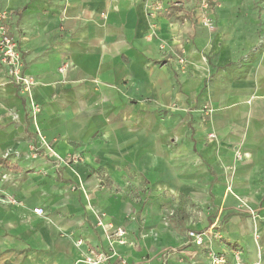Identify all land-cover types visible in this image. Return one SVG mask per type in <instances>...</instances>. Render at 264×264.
<instances>
[{
  "label": "crops",
  "instance_id": "0c3cea01",
  "mask_svg": "<svg viewBox=\"0 0 264 264\" xmlns=\"http://www.w3.org/2000/svg\"><path fill=\"white\" fill-rule=\"evenodd\" d=\"M221 3L0 0V264H264V0Z\"/></svg>",
  "mask_w": 264,
  "mask_h": 264
},
{
  "label": "built area",
  "instance_id": "2783aa9c",
  "mask_svg": "<svg viewBox=\"0 0 264 264\" xmlns=\"http://www.w3.org/2000/svg\"><path fill=\"white\" fill-rule=\"evenodd\" d=\"M220 3L221 0H198L197 17L201 25L207 27L210 30L214 29L215 25L212 18V14L215 8L218 7ZM157 9H162L159 3L155 5V10ZM8 19L9 12L6 10H0V62L7 67L11 82H13L22 93L26 94L27 96H31L34 86L37 83V80L34 76L27 74L24 71V58L20 49V44L9 29L7 22ZM179 61L181 64H184L186 62L184 57L180 58ZM38 110H40L39 105H35V111L37 112ZM203 110L206 113H210L213 108L209 104H206L204 105ZM209 136L215 137V134L211 133ZM236 153L239 158L243 156L238 150ZM65 160L67 163H76L81 160V157L79 155L72 154L69 156V158ZM34 210L37 213L45 212V210L41 207H37ZM125 233V229L118 228L114 232H112L109 237L112 238V240L114 241L124 243L126 242L124 238ZM205 235H208L209 237L218 236V234L215 232H211L208 234V231H189V236L194 239L195 242L199 245H202L204 243ZM83 244H85L84 239L79 238L77 240V245L80 246ZM112 252V247L110 251H108L89 246L87 252L84 254L83 261L85 264H104L113 256ZM212 257L213 264L227 263V260L223 255L214 254ZM123 263L126 264L124 260Z\"/></svg>",
  "mask_w": 264,
  "mask_h": 264
},
{
  "label": "rangeland",
  "instance_id": "374dc122",
  "mask_svg": "<svg viewBox=\"0 0 264 264\" xmlns=\"http://www.w3.org/2000/svg\"><path fill=\"white\" fill-rule=\"evenodd\" d=\"M253 2H261L262 0H252ZM222 3L219 4V7H221Z\"/></svg>",
  "mask_w": 264,
  "mask_h": 264
}]
</instances>
